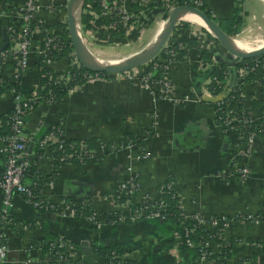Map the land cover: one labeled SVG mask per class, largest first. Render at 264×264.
Instances as JSON below:
<instances>
[{
	"label": "crops",
	"instance_id": "obj_1",
	"mask_svg": "<svg viewBox=\"0 0 264 264\" xmlns=\"http://www.w3.org/2000/svg\"><path fill=\"white\" fill-rule=\"evenodd\" d=\"M23 1L0 0V51L10 46L6 26H19L11 12ZM35 1L38 8L35 12L36 25H31L32 54L18 83L20 93L40 83L41 67L36 63L42 55L35 53L44 48L42 38L47 33H56L59 25L66 23L67 0ZM106 1L130 11L129 22L132 23L126 25L128 31L139 26L138 31L141 32L150 26L147 21L152 14L159 9H171L164 0H149L144 7H137L130 0ZM196 1L199 6L212 12L217 22L230 17L232 8L239 0ZM245 3L246 0H242L240 8L246 6ZM179 24V31L173 33L178 42L186 37L196 38L193 33H206L207 36V32H210L200 25L198 29L194 27L189 30L185 27L186 23L185 26H182V22ZM116 26L113 28L120 30L124 25ZM83 31L84 36L91 32L90 27ZM93 31L100 34L99 30ZM80 40L84 46L82 38ZM181 43L183 49H179L174 59L166 64L164 71L171 85L168 98L157 95L156 77H152L154 81L149 88L144 87L140 81L142 67L138 65L129 71L104 72V77L73 85L54 100L44 97L32 105L23 117L22 136L38 139L47 130L56 128L67 140H84L94 153L99 144H104L106 150L77 166L71 161L53 166L48 150H44L36 162L33 156H27V160L31 157V164L35 165L36 177L44 179L40 184L41 198L52 204L55 210L39 212L20 196L12 198L7 212L17 222L13 227L0 229L7 245L3 264H49L46 253H42L41 244H29L31 239L40 235L41 225H45L49 233L77 243L76 256L83 264H113L93 253L92 247L97 244H117L124 249L120 255L137 264H190L188 254L180 253L177 247L179 238L171 223L143 219L127 223L106 220L105 214L114 206L110 191L118 180L130 174L135 177L139 190L151 198H155L159 188L170 179L185 216L197 212L204 218L220 214L233 218L220 237L225 242L234 237L240 250L223 264H264V251L261 249V243H264V129L255 132L248 154L242 158V143L236 141L232 130L224 129L217 123L213 102L203 100L201 95V88L213 77L209 72L217 69L221 62L226 64L223 79L227 76L221 86L232 85L236 77L234 63L240 59L228 54L216 39L209 49L205 47L207 42L199 49L198 41L195 54L191 46ZM206 52L210 53L209 60L202 62L199 56ZM70 53L73 52L51 59L46 67L57 72L63 64H70L73 60ZM12 66L10 60L0 64V85L3 87L0 92V115L11 109L16 93L7 87L8 82H13ZM263 87L264 84L260 89L249 90L246 94L250 106L252 100H259L258 107H251L262 113ZM127 141L132 144L124 150L109 149L110 145L125 144ZM34 148L35 144H32L28 152L34 151ZM142 151H147L148 156L141 158ZM2 164L0 153V171ZM242 165L249 170L243 179L235 172ZM31 181L30 177H26V183ZM1 205L0 193V208ZM78 205L81 213L73 215L70 210ZM89 213L97 219V225L87 219ZM246 213L257 215V218L243 220L233 217ZM168 240H172V244L165 249L163 243ZM81 241H86L87 247H91L89 254L81 250ZM192 264L208 263L195 258Z\"/></svg>",
	"mask_w": 264,
	"mask_h": 264
},
{
	"label": "built area",
	"instance_id": "obj_2",
	"mask_svg": "<svg viewBox=\"0 0 264 264\" xmlns=\"http://www.w3.org/2000/svg\"><path fill=\"white\" fill-rule=\"evenodd\" d=\"M99 9L91 10L92 3H88L89 9L87 14L89 15L90 30H102L106 32L108 28L117 27L116 24L129 25V19L131 18L130 11L124 10L120 5L109 3L106 0H96ZM166 6L174 7L176 0H164ZM137 7H144L149 0H130ZM194 7L199 8V2L196 0L191 1ZM185 5V4H183ZM35 0H24L19 6L14 7L12 15L18 21V27L9 24L6 26L8 41L10 42L9 48L0 51V64L4 61L10 60L13 63L11 71V79L13 82L18 83L24 71L28 67V60L32 54L30 48V33L31 25L35 20V12L37 9ZM117 17L118 21H113L111 18ZM109 19L107 23L95 24V20ZM36 25V24H34ZM95 32V31H93ZM197 36L199 41V49L202 44L207 42L205 47L210 48V44L215 41V37L210 33L192 34ZM207 37V38H206ZM179 38V37H178ZM43 49H38L36 55L41 54L43 57V64L47 66L51 63V53L59 54L64 47V43L59 35L56 33H47L42 38ZM183 49V44L177 41V37L172 33V30L167 37L166 41L160 48V50L146 63L142 64V74L140 75V81L144 87H148L150 83H153L152 73L153 71L159 72V77L154 81L158 85L157 95L162 98H168L170 94V82L167 76L164 74L166 64L174 59L175 54ZM198 50V49H197ZM73 55V53H70ZM162 55V57H160ZM70 64H63L60 70H57L56 77L53 83L66 84L67 82L76 81L81 78L82 81H89L98 77L100 72H90L85 70L79 73L80 64L76 57L72 56ZM150 64V69L146 70L147 64ZM217 67V63H215ZM131 69V68H130ZM128 69L127 71H129ZM258 71L262 81L253 78H246V76L252 72ZM236 77L233 84L229 87V84H220L214 77L211 78L210 82L206 83L201 88V95L208 97L220 96L218 101L213 102L214 119L224 129L232 130L235 133L236 141L242 143L245 157L249 151V146L256 136V131H262L264 129V114L250 106L247 103L246 94L247 91L252 89H260L262 82H264V53L249 58V61L241 62L235 69ZM80 75V77H79ZM126 76L129 78L130 74L127 72ZM227 76L225 75L224 79ZM50 78V76H48ZM221 86V87H220ZM16 92L13 96V104L11 106V113L8 116L7 122H1L0 120V153L3 157L2 169L0 171V193H1V208H0V229L7 227L11 224L14 225L13 221L8 215L7 208L11 206L12 198L16 195L20 196L22 200L27 203L32 209L42 211H48L54 206L41 198L40 189L39 195L37 196L31 183H26L25 179L30 173L29 163L27 156H34L35 151L30 153L27 151L28 144H35V147L41 149L40 154H36L37 161L42 156L44 150L58 151L55 157L49 155L51 161L58 163L68 162L75 160L82 163L85 159L93 158L95 154L104 152L106 149L104 144H99L96 152L94 153L88 148L82 141L77 144L69 143L65 149L64 142L67 139L61 136L58 129L49 130L42 134L38 139L31 137L22 136V125L23 117L32 108V105L40 99L51 100L52 95L49 92L44 91V85L41 83L36 84L34 87L27 89L24 93H20L19 90L11 88ZM19 89V87H18ZM19 91V92H18ZM257 92V91H256ZM154 94V92H153ZM223 94V95H222ZM156 95V94H155ZM252 126L249 129V126ZM5 129L4 131H2ZM150 134V133H148ZM132 142L127 141L125 144L110 145V150H124L131 146ZM64 147V148H63ZM148 156L147 151H142L140 157L145 158ZM237 176L243 179L249 172L246 165L240 166L235 170ZM165 187L173 192L170 183L165 182ZM163 186V185H162ZM160 189L158 190L157 196L151 198L145 192L139 190L138 184L136 183L135 177L131 174L124 177L116 182L113 189L110 191V197L113 200L114 206L108 212L112 213L115 217L110 222H135L138 220H150L158 221L163 220L166 210V204L159 198ZM177 197V196H176ZM179 203V202H178ZM83 206V204H82ZM180 215L182 221H193L199 227H203L209 233L208 236L204 237L201 241H195L188 236L193 231V228H184L183 241L186 246L195 248L199 253L198 257L200 260L211 262L208 257L213 251H217V244L214 238L219 237L221 232L226 229L229 224L233 221V218L226 217L222 214L204 218L199 213H191L189 216H185L181 209L180 203ZM81 209V208H80ZM75 208L70 210L74 212ZM81 213V212H80ZM107 214V213H106ZM105 214V217H106ZM235 218H241L243 220H253L257 218V215L246 213L243 216L235 215ZM87 219L92 223H98L97 219L89 213ZM178 234V233H177ZM180 241V236L178 234ZM256 245L260 243H255ZM49 247L54 250L55 260L52 264H83L81 259L77 258L75 248L68 242L57 237L51 243ZM7 245L3 236L2 230L0 231V264L5 261V252ZM110 263L120 264V259H123V255L115 254L114 251L110 252V256L107 257ZM116 259V261H113ZM93 264V263H88Z\"/></svg>",
	"mask_w": 264,
	"mask_h": 264
},
{
	"label": "trees",
	"instance_id": "obj_3",
	"mask_svg": "<svg viewBox=\"0 0 264 264\" xmlns=\"http://www.w3.org/2000/svg\"><path fill=\"white\" fill-rule=\"evenodd\" d=\"M89 1L90 0H83L82 5H81L82 8H81V13H80V25H81L82 29H87L88 27L91 26L90 23L88 22L90 17L86 12L89 9L88 3H92V5L90 7L91 9H99L98 3L96 0H91L90 2ZM191 1L192 0H176V4H178V5L185 4V5H192L193 6ZM241 2H242V0H239L236 3V5L232 8L230 17L219 19L217 21L219 28L224 33H226L227 35H232L233 31H235L236 29H239L238 13L240 11V3ZM136 8L137 7L135 6V9ZM199 8L208 17H210L209 11L205 10L204 7H202V6H199ZM135 9H134V12H136ZM112 20L116 22V21H118V18L114 17ZM100 22H104V23L106 22L107 23L108 19L95 20L96 25H99ZM179 29H180L179 26H175L172 29V33L179 31ZM56 32L59 35V37L62 39V42L64 43V47L62 48V51L59 54L52 55L51 59H55L57 57L65 56L67 53L72 51L71 45H70V40L68 38V34H67V30H66V23H61ZM99 32L101 34L102 31L99 30ZM120 32L121 31L116 30L114 28H108V30H107V33H110L111 36L120 35L121 34ZM183 36H184V34H183ZM180 40L182 42L186 43L188 46H191L193 48L192 50H193L194 54L198 51L197 50L198 41L196 40L195 37H186V38H182ZM209 54L210 53H208V52L201 53L199 56L200 60L202 62L209 60ZM42 60H43V57L39 56L38 62L36 63L37 65H39L41 67V72H40V75L38 77V80L41 84L44 85V91L49 92L52 95V98H51L52 100L64 95L71 86L79 84L80 82H82L81 78H79L76 81L67 82L66 84L53 83V80L57 74L50 67L44 66ZM243 61H249V58L240 59V60L236 61L234 63V67H237ZM149 65L150 64L148 63L146 70L150 69ZM225 65H226L225 63L221 62L218 65L217 69H212L209 72V75L215 77L216 81L219 82L220 84L223 83V81H224L223 76H224V71H226ZM78 70H79L80 74L82 71H84L82 66H80V68ZM99 75L104 77L105 73L100 72ZM48 76H50V78H48ZM152 76H153V78L154 77L158 78L159 77L158 72L153 71ZM79 77H80V75H79ZM246 78H250V79L256 78V79L262 81L258 71H255V72L248 74L246 76ZM262 83L264 84V82H262ZM7 87L8 88L9 87L14 88V89L18 90V86L16 85L15 82H8ZM2 88L3 87L0 85V92L2 91ZM251 106L252 107H255V106L258 107L259 106V100H252ZM262 109H263V114H264V107L263 106H262ZM10 113H11V109L7 113L0 115L1 122H7V119H8V116ZM252 126L253 125L249 126V129H251ZM54 129H56V128H54ZM54 129H52V130H54ZM4 130L5 129H3L2 131H4ZM130 136L132 139L134 138V136H132V135H130ZM79 141H82L88 148H90L89 145L84 140H71V139L67 140V142H64V147H65V149H67L66 147L68 146L69 143L77 144ZM34 151H35V153H34L33 159H34V162H36L37 161L36 154H40L41 149H39L38 147H35ZM57 153H58V151H51V152H49V155L52 157H55L57 155ZM71 162H73L76 166L79 164V162H77L75 160H71ZM57 164H58V162L52 161L53 166H56ZM29 172L30 173H28L27 176L30 177V179H32L31 184L33 187V191L38 196L40 184L43 183L44 179H42L41 177H36L35 165H33V163L31 164ZM166 182L170 183V179H167ZM159 189H160L159 198L166 204V210H165V215H164L163 221L171 223L172 229L179 234L180 241L178 242L177 247H178L180 253H183V254L187 253L188 254L189 263L192 264L193 260L199 256L198 255L199 253L197 252V250L195 248H191V247H188L185 245V243L183 241L184 228H191V227L193 228V231L191 233H189L188 236L195 241H201L204 237L208 236L209 233L207 232L206 229H204L203 227H199L198 225H196L191 220L182 221V216L180 215L181 210L179 208V203H178L177 197L173 195V192L171 190H169L165 187L164 183H163V186H161ZM47 210L49 212L50 211L53 212L55 209L53 207L52 209H47ZM37 211L41 212L42 210L38 209ZM75 211H76V213H74V214H76V215H78L81 212L79 205L76 207ZM114 217L115 216L112 213L106 214V220H108V221L113 220ZM10 218L14 224L17 222L12 217H10ZM127 222L128 221H125L124 223H127ZM13 226L14 225L11 224L8 227H13ZM39 232H40V235L37 238L31 239L29 241V244L35 245L37 243H40L42 253H44V254L46 253L48 263L52 264V263H54V260H55V253H54V250L49 247V243H51L58 236L49 233L46 230L45 225H41ZM61 239H63V238L61 237ZM63 240L70 243L74 248L78 247L77 243H72V242L67 241L65 239H63ZM214 240H215V243L217 244V251H213L210 254H208V257L211 259V262L208 264H223V262L226 259H228L230 256H232L233 254H235L236 252H238L240 250V247H237L235 244V241H236L235 238L232 236L228 239L227 242L223 241L221 239V237L220 238L219 237L214 238ZM171 244H172V240H168V241H166V243H163V246L166 249V248H169ZM92 248H93L92 251L94 254H96L100 257H105V258L110 256L111 251H114L115 254H120V253H123V251H124V249L117 244L109 245V246L97 244V245H94ZM261 249L264 251V243H261ZM113 261H116V259H114ZM119 261H120V264H137L134 261L129 260V259H125V258L120 259Z\"/></svg>",
	"mask_w": 264,
	"mask_h": 264
},
{
	"label": "rangeland",
	"instance_id": "obj_4",
	"mask_svg": "<svg viewBox=\"0 0 264 264\" xmlns=\"http://www.w3.org/2000/svg\"><path fill=\"white\" fill-rule=\"evenodd\" d=\"M245 5L246 6L240 8V12L238 14L239 29H236L235 31H233L232 35L228 36H231V38L238 37L245 43H254L264 34V7L258 2V0H246ZM167 10L169 11L170 9ZM168 11H162L161 9H159L157 12L152 14V16L148 20L149 22L147 21V24L150 23V26L142 30L141 32L138 31L139 26H136L131 31H128V27L124 25L123 28L119 30L121 31L120 35L111 36L110 33L103 34V31L101 30V34H97L95 32H87L84 36V31L80 27L78 29V34L79 37L82 38L84 46L96 58L98 57V59L103 62H118L122 59L127 58L128 55L137 52L136 50L139 51L145 49V44L152 36V33L154 32V28H156L158 21L162 20V17H164V15H167ZM210 18L214 20L212 12H210ZM180 22H182V26L183 24H187L185 27H188L189 30L194 27L196 29H198L197 27H200L195 23L187 22L184 20H176L175 26L180 25ZM131 23L132 22H129V25ZM175 26H173V28ZM89 33H91V35Z\"/></svg>",
	"mask_w": 264,
	"mask_h": 264
},
{
	"label": "water",
	"instance_id": "obj_5",
	"mask_svg": "<svg viewBox=\"0 0 264 264\" xmlns=\"http://www.w3.org/2000/svg\"><path fill=\"white\" fill-rule=\"evenodd\" d=\"M77 2L79 3V15H80V10L83 0L66 1V30H67L68 38L70 40V45L73 54L79 61L82 68L90 72L115 73V72L128 70L132 67L146 63L160 50V48L166 41L167 37L169 36L176 20L179 19L178 18L179 14L182 12L184 13L191 12L197 15L205 24L206 28L211 32V34L215 37V39L219 42V44L228 54L237 57L238 59H247L264 53V45L251 52H240L235 50L232 47L230 36L224 33L219 28L217 22H215L212 18L208 17L203 11H201L197 7H194L192 5L177 4L174 7H172L167 13L164 24V30L162 31V33L156 38V40L149 47L142 49L137 57L125 58L111 65L93 64L86 59V55L84 53L85 48L82 45L81 40L79 38V34H78L79 16L77 21H75L72 17V11L75 3ZM230 86L231 85L229 84V87ZM219 98L220 96H215V97L202 96V99L207 102H215L218 101ZM31 145L32 143L28 146L27 151H30ZM28 160H29V169H30V164L32 160L31 157H28ZM45 215H48V213H45ZM162 222L163 220H158V223H162ZM80 245H81V250L86 254H89L91 252V247H87L86 241H81Z\"/></svg>",
	"mask_w": 264,
	"mask_h": 264
},
{
	"label": "bare ground",
	"instance_id": "obj_6",
	"mask_svg": "<svg viewBox=\"0 0 264 264\" xmlns=\"http://www.w3.org/2000/svg\"><path fill=\"white\" fill-rule=\"evenodd\" d=\"M258 2L264 7V0H258ZM78 16H79V3L77 2L74 5L73 11H72V17L75 21H77ZM166 16L162 17L163 19L158 21L156 28H154V32L152 33V36L150 37L149 41L145 44L144 48L149 47L156 40V38L162 33V31L164 30V24H165ZM178 18L181 20H184V21H188V22L195 23L197 25L206 27L205 24L202 22V20L197 15H195L194 13H191V12H188V13L182 12L179 14ZM230 41H231L232 47L235 50L240 51V52H251V51H254V50H256V49H258L264 45V34L261 38L256 40L254 43H248V42L245 43L241 39H239L238 37H235V38L230 37ZM136 51L137 52L128 55L127 58L137 57L140 54L141 50H139V51L136 50ZM84 53L86 55V59L90 63H93V64L111 65V64H114L117 62V61L116 62H113V61L103 62L100 59H98V57L96 58L87 49L84 50Z\"/></svg>",
	"mask_w": 264,
	"mask_h": 264
}]
</instances>
